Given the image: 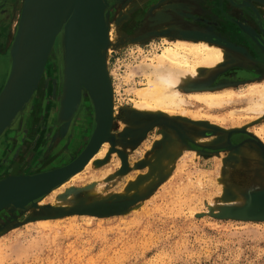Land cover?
Instances as JSON below:
<instances>
[{
  "label": "rangeland",
  "instance_id": "374dc122",
  "mask_svg": "<svg viewBox=\"0 0 264 264\" xmlns=\"http://www.w3.org/2000/svg\"><path fill=\"white\" fill-rule=\"evenodd\" d=\"M223 2L228 3V0H218V9L227 13L229 8ZM21 3L22 0H0V91L10 69V49L19 22ZM252 4L257 7L263 3L252 0ZM188 10L189 5L179 0H109V17L115 32L109 54V78L115 102L111 132L116 145L109 159L98 168L105 165L112 167L111 156L121 149L127 155V168L122 169V160L121 168L106 178L78 182L62 194H55L53 202L38 208L4 209L0 216V264H264V215L261 218L255 216L260 212L256 205H264V143L250 131L264 123V115L239 128H231V124L224 128L205 120L196 121L162 112H140L133 108L136 101L133 89L147 85V77L139 71L140 62L160 52L166 46L164 38L187 39L184 33L192 25L180 21L179 17H184L183 12ZM229 14L236 17L238 13ZM224 47L229 54L224 67L209 72L202 70L198 79L194 80L196 82L180 87L184 94L224 87L237 90L247 87L246 83L208 87L229 68L245 65L238 59L237 52L240 51ZM57 59L56 55L51 56L42 78V87L48 80L52 85L43 88L42 98L32 103L37 123H45V134L39 136L38 143L34 135L31 137L33 140L29 139L28 134L39 133V125L34 122L26 126L24 117L27 110L20 115L0 140V179L17 175L8 170V163L17 166L16 170H24L22 174H33L35 170L58 168L74 160L87 145L90 131L89 135L87 132L79 134L81 139L85 137L79 145L71 141L69 131L61 134L64 122L57 119V114L62 97L63 68ZM203 76L207 79L202 83ZM57 96L60 99L56 106ZM82 98L75 114L85 111V122L95 129L93 106L86 93ZM244 105L245 102H236L225 107L223 112ZM50 106L56 109L52 110V116L47 121L43 114ZM188 107L194 108V104H188ZM157 114L163 116L158 117ZM41 119L43 121L39 123ZM72 120L73 117L69 124ZM165 120L185 123L186 130L189 126L196 128L195 133H189L193 142H183L180 132ZM192 121L204 122L218 130L205 134L210 128L194 125ZM55 123L59 127L55 134L60 133L57 142L49 138ZM20 127L26 135L15 140ZM233 130L238 131L233 132L228 140L229 132ZM246 136L250 140L241 141ZM66 138H70L65 147L72 148L71 157L59 159L60 162L54 165L52 158V163L43 165L44 154L50 156L58 148L61 150ZM192 150L198 156L193 157ZM163 151H166L164 156L167 159L160 163L162 166H157ZM63 153L66 154L65 151ZM151 158L154 163L149 161ZM35 162L37 164L31 168ZM24 163L26 168L23 169ZM37 165L39 168H35ZM28 169L30 171L26 173ZM155 169L160 171L154 174ZM140 173L148 176L149 181L146 179L139 185L138 182L127 184L131 177L139 178ZM189 174L192 182L188 181ZM120 190V193L115 192ZM120 198L134 203L108 216L76 212L56 216L54 212L58 208H77L80 201L91 203ZM247 203L249 207L245 210L243 207ZM226 209L229 213L222 216ZM45 217L53 219V225L36 223Z\"/></svg>",
  "mask_w": 264,
  "mask_h": 264
},
{
  "label": "water",
  "instance_id": "95a60500",
  "mask_svg": "<svg viewBox=\"0 0 264 264\" xmlns=\"http://www.w3.org/2000/svg\"><path fill=\"white\" fill-rule=\"evenodd\" d=\"M64 1L24 0L21 17L10 49L11 65L9 75L0 91V136L22 114L26 108V103L31 99L38 85V83L36 85V82L45 59L48 58V55L52 51L53 36L59 22ZM108 6L109 0H76L73 13L65 23L62 35L63 46L61 52L64 65L62 97L60 99L57 119L64 122L62 129L69 125V121L81 104L83 93H86L89 102L93 106L96 123L87 145L74 160L64 166L33 174L10 175L0 179V211L6 208H13L15 210L38 208V201L55 186L61 184L81 169L99 148L106 135H108L110 128L113 129V92L109 75L107 72H99L86 57L76 50V45L80 39L93 34L100 36L97 40L101 45L104 43L105 49L109 45L108 40L106 41V37L103 36L105 28H109ZM85 18L88 19L85 20ZM193 34V31L184 33L187 39H190V37L196 38ZM197 38H200V36L198 35ZM208 39L211 40L212 38ZM211 41L218 42L216 40ZM224 46L242 51L239 47L231 44H224ZM72 59L73 61L71 62ZM40 75L42 76V74ZM42 78H39L40 82ZM156 116L161 117L163 114H157ZM165 122L171 125L174 130L180 132L179 135L183 142H186L185 140L193 142L189 133H195L197 131L196 128H192L194 131L190 132L184 128L185 123L182 124V122L178 123L173 120H165ZM192 124L199 126L207 125L204 122L195 121H192ZM208 127L210 130L205 132V134H212L218 130L215 127ZM237 131H230L228 140L231 134ZM128 132L132 133L133 131ZM112 141L113 147L110 149L108 157L103 161L97 162L96 165L103 164L109 159L111 152L115 150L116 140L114 135H112ZM117 151L123 160L122 169L124 170L128 165L127 155L121 150ZM133 203L134 201H125L122 198L117 200L109 199L108 201L98 200L91 203L80 201L77 208L73 207L67 210L58 208L54 212L56 216L73 212L108 216L129 208ZM248 207L247 203L243 209L248 210ZM256 207L260 208V212L255 216L261 218L264 215V205L260 203ZM228 213L229 209H226L221 215L225 216ZM245 218L248 219L249 217Z\"/></svg>",
  "mask_w": 264,
  "mask_h": 264
},
{
  "label": "bare ground",
  "instance_id": "6f19581e",
  "mask_svg": "<svg viewBox=\"0 0 264 264\" xmlns=\"http://www.w3.org/2000/svg\"><path fill=\"white\" fill-rule=\"evenodd\" d=\"M75 3H76V0H65L64 1L63 7L61 10V15L59 18V22L55 30V34L53 36V41H52V46H51L52 51H51V54L48 55V58L45 59L41 72L44 66L45 65L47 66L49 59L53 55H56L58 57L57 59L58 63L59 64L62 63V68H63V65H64V63L62 62L63 56H61L62 55L61 50L63 46L62 45V35H63V31L65 28V23L67 22L70 15L73 13ZM23 6H24V0H22V3H21L18 20L21 17ZM86 19L88 18H85V20ZM108 26L109 28L105 26L106 27L105 34L103 35L106 37V41L108 40L109 42V45H107L106 49L104 47V43L103 45H101V43L98 42L97 40L98 38H100V36L98 34H93V35L86 36L85 38L80 39L76 45V50L77 52L82 54L84 57H86V59L89 62H91L98 69L99 72L101 73L107 72L108 75H110L109 73V54L111 51V47H112L111 45H112V42L114 41V35H115V32L112 29L113 25L110 21V17H109ZM15 32H16V29H15ZM193 35H195L196 38L194 37H190V39H178L177 38L175 40L164 38L166 46L160 52L154 53L152 57L150 58L146 57L142 62H140L138 66L140 69L139 71L143 74V76L147 77V85L145 87H136L133 89L134 95L136 97L135 99L136 101L134 103L133 108H135L136 110L140 112H149L153 114L157 112H162L170 116L171 115H181L185 118H190L196 121L205 120V121H208L210 124L218 125L224 128H228L227 127L228 124L232 125L231 128L232 127L239 128V127H242L244 124L246 123L248 124L252 122L253 120L259 119L261 116H263L264 115V80H256V81L251 80L252 82L248 83L247 87L241 90H237L231 87L229 88L224 87L219 90L197 91V92L188 93V94H184L180 90V87L182 88L183 85L188 84L190 82H196L194 80L198 79L200 72L202 70L204 71L206 70L207 72L216 70L219 67L226 64L228 60L229 54L227 53V50L223 44L215 42V41H211L213 40V38L206 34L194 32ZM198 35L200 36V38H197ZM208 38H212V39L209 40ZM72 61L73 59L71 60V62ZM9 71L6 76V80L8 78ZM45 71H46V67L44 68V71L42 73L40 72L42 76L39 74V77L36 82V85L37 83L38 85L34 93L32 94L31 99L26 103V108L23 110L21 116L23 115V113H25L26 110L32 111L35 108L33 106L34 104L32 105L33 100L42 98L43 88L50 87L51 85L50 80L47 81V84H45L44 87H42L43 86L42 80L41 82L39 81L41 77L44 76ZM49 71L51 70L49 69ZM62 73H63V69H62ZM206 79L207 77L205 78L203 76V80H200V81L203 83ZM73 95H74V92H73ZM236 102H245V105L243 107H234L233 109H228L227 111L223 112L225 107L230 106ZM188 104H194V108L188 107ZM114 106H115V102L113 100V117H115ZM215 110H218V112H214ZM34 116L35 115L33 114L30 115V118H29L30 122L28 123L29 125L34 124L35 122ZM17 118H19V116ZM71 124L65 126L63 128L64 130L61 128V131H63L61 132V134L65 135L69 131V128H71ZM111 130L112 128H110L108 135H106L105 139L102 141L99 148L94 152V154L89 158V160L81 167V169L76 171L68 179L63 181L61 184L55 186L51 191L45 194V196H43L38 201L37 203L38 206L45 205L49 201L53 202V200H55L54 199L55 194H62L66 189L68 190V188H70L71 186H74L78 182H84L86 179L87 180L94 179L96 177L106 178V176H108L109 174H112V172L114 171L116 172L117 169L121 168L122 159L119 157L118 153L117 154L114 153L111 156L110 160L113 163L112 167H109V166L106 167L105 165V167L103 166V167L98 168L99 165H96L97 162L103 161L108 157L110 149L113 147V141H112L113 134ZM187 130L192 132L193 129L192 127L190 128L189 126ZM129 131H132V130H129ZM250 131L252 132V134L258 137L264 143V123L260 124L259 126L253 127ZM4 135L5 133L0 136V140L4 137ZM54 139L56 142L58 141V139H60L59 132H57L54 135ZM191 152L193 154V157L198 156L197 152L193 150ZM165 153L166 151H163L162 153L163 155H161V159L157 161L156 163L157 166L161 165L160 163H163L167 159V157L164 156ZM49 161L50 160H47L46 162H49ZM149 161L154 163V161H152V158L149 159ZM22 166H23V169L26 168L24 167L26 165H22ZM153 166L156 167V165H153ZM182 166L185 167L184 164ZM15 168L11 172L17 173V175L24 173V170L19 171L18 169L16 170ZM35 168H39V166ZM159 171L160 169H155L154 174H157ZM142 174L143 173H140L138 175L139 178L135 177L136 179L134 177H131L129 182L128 183L126 182V183L136 184L138 182L137 183L138 185L141 184L142 181H145L148 177V176L144 177L143 176L144 174L143 175ZM150 177L151 176H149V179ZM101 180L102 179H100V181ZM147 181L149 180L147 179ZM188 181L189 182L193 181L191 174L188 175ZM115 192L120 193L121 190L115 191ZM48 195L50 197L47 200L46 198L43 199L44 197ZM2 212L3 210L0 211V216ZM42 219L43 220L36 221V223H39L40 225H43V226L53 225L52 224V222H54L53 219H48L46 217ZM58 220L59 219H57L56 221Z\"/></svg>",
  "mask_w": 264,
  "mask_h": 264
},
{
  "label": "flooded vegetation",
  "instance_id": "af4514ba",
  "mask_svg": "<svg viewBox=\"0 0 264 264\" xmlns=\"http://www.w3.org/2000/svg\"><path fill=\"white\" fill-rule=\"evenodd\" d=\"M167 1L172 2V1H177V0H167ZM260 1L263 4L261 6L255 7L252 4V0H228V3L223 2L224 3L223 5L224 6L226 5L229 8V10H227V13H224V10L218 9L219 8V6L217 5L218 0H179V2H184V4L189 5V10L183 12L184 17H181V16L179 17L180 21L183 20V22L187 23L188 25H192L191 28H189L188 30L189 32L193 31V32H199L202 34H206V35L211 36L213 40H216L223 45L224 43L226 44L229 43L231 45L237 46L240 49H242V51L237 52V56L239 57L238 59H241L245 65L240 66V67L235 66V67L229 68L228 70L223 72L221 75H219L218 78L214 80L212 83H209L208 85L209 88L218 86L219 84H223V83H246L248 84L256 80H264V0H260ZM214 3H216V5ZM9 5L11 6V4ZM229 13H234V14L238 13L240 16H237L238 14H236V17L230 16ZM59 99H60V96H57L56 104H55L56 106L59 102ZM53 109L55 110L56 107L50 106L48 111L45 110L43 114L45 118L44 120L48 121L51 118ZM34 110L35 109H33L32 111ZM32 111H29V112L27 111L24 117V122L25 120L28 121L30 118V115L28 113H31V115L32 114L34 115L35 111L34 112ZM53 114H55V112H53ZM85 114H86L85 111H80L75 116H73L71 128H69L70 138L72 137L71 141H74L75 145L77 144L79 145L83 143V140L85 138L84 137L83 139H81L79 137V134L87 132L89 135V133L90 132L92 133L94 129V126H90V124L85 122L86 121ZM34 119H35V124H38L37 123L38 120L36 119V117H34ZM27 121H26V126L29 125L28 124L29 122L27 123ZM40 121L41 122L39 123H42L43 119H41ZM44 127H45V123L39 125L38 128L42 129V131L38 129L39 133L34 131V134L33 133L31 134L32 136L28 134L27 137L29 139H32L31 137H33L34 135L35 140L37 139L39 141L40 134L41 136L45 134L43 133L45 131ZM58 128L59 127L55 123V125L52 127V130L50 132L51 136L49 134V138H51V141L54 139L55 132L58 130ZM77 132H79L78 135H77ZM36 133L38 135H35ZM91 133L88 136V139L86 140L85 145L89 141ZM16 134L18 136L14 137L15 140L16 139L20 140L21 136L26 135L25 130L24 129L22 130L21 127L18 129ZM70 138H66V140H63L64 143L61 145L62 149L59 150L58 148L57 150L53 151L52 152L53 155L51 154L50 156H48L44 154L43 156L44 158L41 157V159L43 158L45 160L44 161L42 159L44 161L42 162L43 165L44 163H50L52 161L51 160L52 158L54 159V162L53 163L51 162L53 165L56 162H59V159L70 158L71 157L70 151L72 150V148L65 147L66 143L68 142ZM247 140H250V139L246 136L245 138L243 137V140L241 141H247ZM1 146L2 144H0V148ZM64 150L66 154L69 156L63 153ZM59 155H61L60 158H58ZM49 158H50V161L46 162L47 160H49ZM71 161L72 160L68 162L70 163ZM68 162L61 164L60 166H64L68 164ZM9 164L11 163H8L6 167L8 168L9 171H13V169L15 168V165L12 166V164L11 165ZM36 164H37L36 162L33 163L31 165V168L33 165H36ZM23 165H25V163ZM6 167H5V170H6ZM47 170H50V169L38 170V171H35L34 173L47 171ZM29 171L30 169L26 170V173Z\"/></svg>",
  "mask_w": 264,
  "mask_h": 264
}]
</instances>
